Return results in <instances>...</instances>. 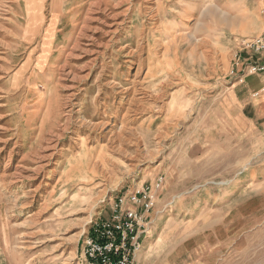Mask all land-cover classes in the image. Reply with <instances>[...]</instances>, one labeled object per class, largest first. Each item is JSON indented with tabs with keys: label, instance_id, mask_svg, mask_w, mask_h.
Masks as SVG:
<instances>
[{
	"label": "rangeland",
	"instance_id": "obj_1",
	"mask_svg": "<svg viewBox=\"0 0 264 264\" xmlns=\"http://www.w3.org/2000/svg\"><path fill=\"white\" fill-rule=\"evenodd\" d=\"M263 30L264 0H0V264H82L158 179L131 264H264V96L228 74Z\"/></svg>",
	"mask_w": 264,
	"mask_h": 264
},
{
	"label": "built area",
	"instance_id": "obj_2",
	"mask_svg": "<svg viewBox=\"0 0 264 264\" xmlns=\"http://www.w3.org/2000/svg\"><path fill=\"white\" fill-rule=\"evenodd\" d=\"M245 55H235L229 75L239 82L250 75L261 77L260 85L251 92L256 98L264 96V30L251 40L243 43ZM160 179L152 186L146 185L130 193L118 196L111 204L108 219L91 221L83 240L82 264H131L140 248V228L144 214L153 207ZM126 201L140 210L127 207Z\"/></svg>",
	"mask_w": 264,
	"mask_h": 264
},
{
	"label": "crops",
	"instance_id": "obj_3",
	"mask_svg": "<svg viewBox=\"0 0 264 264\" xmlns=\"http://www.w3.org/2000/svg\"><path fill=\"white\" fill-rule=\"evenodd\" d=\"M249 77H250L249 80L252 81V83L254 84V86H257L258 83L260 85L261 77L259 75H250ZM259 85H258V87H259ZM254 89H252V90H254Z\"/></svg>",
	"mask_w": 264,
	"mask_h": 264
},
{
	"label": "bare ground",
	"instance_id": "obj_4",
	"mask_svg": "<svg viewBox=\"0 0 264 264\" xmlns=\"http://www.w3.org/2000/svg\"><path fill=\"white\" fill-rule=\"evenodd\" d=\"M32 4H33V3H32ZM36 15H37V14H36ZM30 20H31V19H30ZM128 111H129V110H126V112H128ZM126 112H125V113H126Z\"/></svg>",
	"mask_w": 264,
	"mask_h": 264
}]
</instances>
